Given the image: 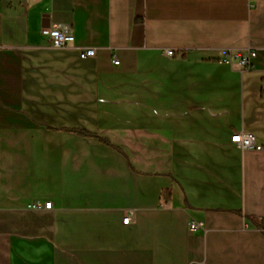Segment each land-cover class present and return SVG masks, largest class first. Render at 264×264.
Returning a JSON list of instances; mask_svg holds the SVG:
<instances>
[{"label":"crops","instance_id":"0c3cea01","mask_svg":"<svg viewBox=\"0 0 264 264\" xmlns=\"http://www.w3.org/2000/svg\"><path fill=\"white\" fill-rule=\"evenodd\" d=\"M0 264H264V0H0Z\"/></svg>","mask_w":264,"mask_h":264},{"label":"built area","instance_id":"2783aa9c","mask_svg":"<svg viewBox=\"0 0 264 264\" xmlns=\"http://www.w3.org/2000/svg\"><path fill=\"white\" fill-rule=\"evenodd\" d=\"M42 34L46 35L49 40L52 48L55 49H64L68 48L71 42L74 39V34L72 27L70 25L57 24L52 27L42 29ZM95 48H81L79 51V56L81 59H89L94 57ZM256 56L255 50H249L246 54L241 53H233L231 51H224L220 58V61L233 65L235 62L240 65L243 70H250L252 65V59ZM114 64H118L119 61L115 57L113 59ZM231 142L238 146L241 149H254V150H262L263 146L255 143L254 136L247 132H240L233 134L231 136ZM32 210H49L52 209V202L46 201L43 203H32L29 206ZM130 221V217L126 216L123 219L124 224H128ZM198 227V223L193 221L191 222L190 228L191 230H195Z\"/></svg>","mask_w":264,"mask_h":264},{"label":"trees","instance_id":"16d2710c","mask_svg":"<svg viewBox=\"0 0 264 264\" xmlns=\"http://www.w3.org/2000/svg\"><path fill=\"white\" fill-rule=\"evenodd\" d=\"M77 133H78V134H81V135H84V136H90V134H89L88 132L81 131V130H78ZM94 137L99 138V137H97L96 135H95ZM99 139H100V138H99ZM102 141H103V140H102ZM168 195H169V192H167L166 195H164V196H165V197H168ZM167 200H168V199H167Z\"/></svg>","mask_w":264,"mask_h":264}]
</instances>
